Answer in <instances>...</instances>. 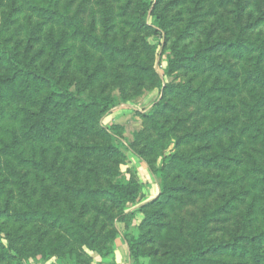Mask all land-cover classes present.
Returning <instances> with one entry per match:
<instances>
[{"label":"trees","instance_id":"1","mask_svg":"<svg viewBox=\"0 0 264 264\" xmlns=\"http://www.w3.org/2000/svg\"><path fill=\"white\" fill-rule=\"evenodd\" d=\"M152 85L125 144L101 119ZM121 146L159 189L127 212ZM118 235L132 264H264V0H0V264H89Z\"/></svg>","mask_w":264,"mask_h":264},{"label":"rangeland","instance_id":"2","mask_svg":"<svg viewBox=\"0 0 264 264\" xmlns=\"http://www.w3.org/2000/svg\"><path fill=\"white\" fill-rule=\"evenodd\" d=\"M86 10L84 11L86 17L88 15L89 3L85 5ZM182 11L186 13V9L183 7ZM187 14V13H186ZM184 20L186 19V15L183 14L182 17ZM150 22V20H148ZM162 46H159L155 52V70L156 73L160 76V73L163 70V67L166 63V57L169 54V50L165 49L162 53ZM181 77H163L162 80L164 82H170L172 80H178ZM113 94L117 96L118 91L116 89L113 90ZM126 96L128 97L126 101H118V104L112 108L102 119L101 123L105 127H117L119 133L122 136V141L125 144L132 142L133 135L135 132L142 130L143 122L142 115L146 114L153 106L155 102H157L161 97V87H157V85H152L149 88L143 89L138 96L127 92ZM121 152L124 154V163L119 166V172L121 178H129L133 176L136 182L139 185V193L138 197L134 203L129 204L127 206L126 212L130 211L136 207L141 205H145L151 200L155 199L158 195V180L152 173L149 171L146 164L136 157L131 151L127 150L125 147H120ZM197 212L196 207H188L184 208L182 211V216L186 222H190L192 220L193 215ZM115 226L118 230H122L123 225L115 221ZM185 229H188V226H184ZM118 240H122L121 236H116L114 241L112 242V252L114 250L115 242ZM70 245L71 243L68 242ZM149 249V247H148ZM112 252L108 256H101L94 252L86 251V254L89 259V264H114ZM149 252L151 250L149 249ZM151 254L147 253V256L142 257L139 261V264H150L153 258L149 256ZM130 264H132L131 259ZM47 264H67L65 261H60L58 259L52 258L47 262Z\"/></svg>","mask_w":264,"mask_h":264},{"label":"crops","instance_id":"3","mask_svg":"<svg viewBox=\"0 0 264 264\" xmlns=\"http://www.w3.org/2000/svg\"><path fill=\"white\" fill-rule=\"evenodd\" d=\"M112 257L114 264H130L128 249L123 240L115 242Z\"/></svg>","mask_w":264,"mask_h":264}]
</instances>
